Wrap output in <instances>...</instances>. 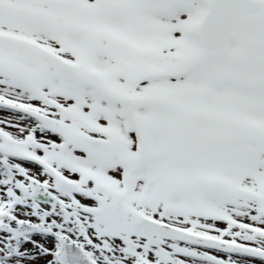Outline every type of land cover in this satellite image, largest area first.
Instances as JSON below:
<instances>
[{"label": "snow or ice", "instance_id": "obj_1", "mask_svg": "<svg viewBox=\"0 0 264 264\" xmlns=\"http://www.w3.org/2000/svg\"><path fill=\"white\" fill-rule=\"evenodd\" d=\"M0 264H264V0H0Z\"/></svg>", "mask_w": 264, "mask_h": 264}]
</instances>
